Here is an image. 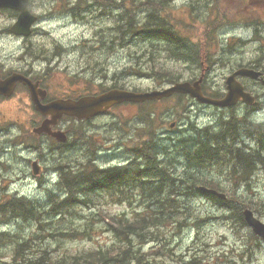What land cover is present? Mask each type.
Instances as JSON below:
<instances>
[{"label":"rangeland","instance_id":"1","mask_svg":"<svg viewBox=\"0 0 264 264\" xmlns=\"http://www.w3.org/2000/svg\"><path fill=\"white\" fill-rule=\"evenodd\" d=\"M38 2L39 3L34 1L32 7L33 10H37L36 14L41 17V21L34 26L36 33L31 38L28 48L24 50L28 61H43L44 58H48L61 63L62 66L70 65L79 68L84 62L89 61V73L98 75L100 70L105 72L106 69L111 68L109 64H107V58L114 57L113 53L115 50L117 56L127 57L125 61L128 62V65L124 66V71L121 76H130L132 72V64L137 62L139 65L138 48H136L135 51H132L129 47L124 49L122 45L114 41V38L112 41L101 40L98 27L105 24L107 19L105 16L102 17L98 13L97 5L83 6V12L80 15L83 17L73 15L60 16V12L56 15L46 17L44 15V10L50 8L59 10L64 14H70L71 10L62 7L63 3L60 1L57 4H53L52 0H39ZM191 4L192 1L189 0L188 10L185 9L186 6L183 0H179L178 2L174 1L171 5L169 4V6H172L173 9L176 10L174 15L177 17L182 29L189 35H194L195 40L198 39L200 36L199 34L216 36L212 33L215 27L212 24V18L210 17L212 15L210 14L209 9L221 17L222 24L234 22V27H237L236 31L243 35H248L252 31H256V27H260L264 30V0H209V2H205L206 5L204 2H200V11L196 12V14L190 18ZM114 6H117V3L108 5V7ZM224 19H227V22H224ZM8 23L6 16L0 15V28ZM191 23L193 24V27L191 26ZM261 33H263V31L258 32V34ZM257 40H259L258 43L264 42L263 37L260 35L257 37ZM255 44L256 43L253 42L247 47L248 54L250 55L248 56L249 59H251L252 56L256 57V52L259 50V44L258 46ZM200 45H202L204 49L213 47L212 44L207 42L205 37H202ZM13 47L14 46L9 43L8 38L4 36V33L0 29V58L5 54L12 53L14 51ZM121 49H123V51H120ZM72 51H74L73 53H75V55L72 54ZM139 52L142 55H147L141 49H139ZM211 53H214L213 49L211 50ZM261 61L264 62L263 59ZM141 65L151 67L152 63L150 65ZM139 67L140 66L135 70L138 79L130 78L127 81L122 80V85L133 87L139 91L164 87L161 80L156 79L155 77L153 78V76L145 77L140 74L138 76V72H140ZM164 67L181 70L185 75L182 80H189L192 76L190 69L186 65L176 64L171 61ZM222 70L224 71L226 68H220L219 71ZM178 74V72L175 73V76ZM220 77H223V75H220V72L213 75L214 80H218ZM57 79L63 80L65 83H69V81L73 80L72 78H68L67 75L58 76ZM83 82V80L77 79L75 84L78 85ZM215 83L216 82L214 81L211 82L212 88L216 85ZM252 86L255 87V84H252ZM256 91L258 92L259 98H263V93L258 90ZM191 105L189 99L180 97L154 103L151 106L154 115L151 125H145V128L142 126L137 127V134L134 139L139 140L140 144H143L146 142L143 137L147 134L149 129L153 128L157 133L163 130H170V124L172 121H176L180 127H185L183 132H186L191 121V115L195 114L190 111V107H192ZM137 112L138 109H134L131 106L114 108L107 120H98L94 127L95 129L100 128L98 126H101L103 122H108L110 117L113 119L114 113L118 114L119 117L116 121H113V123L125 124L131 119L135 120ZM225 113H230V111ZM204 114L205 113H202L201 115ZM183 117L187 121L185 125L183 121L180 120ZM168 118L171 120H168ZM204 119H206V116ZM36 121L37 116L30 108L28 98L22 92H18L16 97L0 103V155H3V159L0 161V174L6 177L5 183L7 184L8 189L9 187L19 189V194H26V192L32 190L37 178L30 174L25 175L20 171L25 168L26 163H29V160L25 158H41V154L44 152L40 146V138H37L32 133V126L35 125L34 123ZM72 127L76 128L73 123ZM110 127L115 128L116 125L111 123L109 128ZM82 139L83 138H77V140ZM102 140H104L103 135H101L100 142ZM23 156H25V158H23ZM260 168L264 169V165L263 167L260 166ZM45 183L44 178H42V185L44 187ZM261 186L264 187V183H261ZM40 188L41 184L36 187L37 192H40ZM44 190L45 188H43L41 192ZM114 204L115 203L113 202H108V205L103 203L102 206L107 210H111L113 213L122 210L123 207ZM29 217L33 216L30 215ZM205 230L208 232L205 233L206 237L204 238V241L209 245L213 243L216 237H220L221 241L217 242V245L222 249L228 246L225 242L230 238L237 242L240 241V235L238 232L230 233L224 226L209 225ZM201 233V228L199 230L195 229L194 231L195 235H198L203 239ZM180 235L181 234H179V236ZM103 239L108 241V236L104 234ZM164 240L167 242L168 238L164 236ZM194 241H189V245L193 246ZM187 253L188 252L185 251V254L179 257L184 258L187 256ZM166 263L181 264L179 261H170ZM185 264L189 263L186 262Z\"/></svg>","mask_w":264,"mask_h":264},{"label":"trees","instance_id":"2","mask_svg":"<svg viewBox=\"0 0 264 264\" xmlns=\"http://www.w3.org/2000/svg\"><path fill=\"white\" fill-rule=\"evenodd\" d=\"M198 1L193 7L195 11H199ZM160 2L148 0V3L161 7L166 6L164 1ZM211 15L215 14L211 12ZM177 23V21L174 22L173 18L168 20L165 17H159L144 23L143 27L145 30H141V32L149 31L160 38L163 42L164 54L171 55L181 49L184 60L204 68L205 65L196 60L197 50L188 43L190 35ZM215 42L219 46L222 45V40L219 37ZM223 129L226 135L225 140L223 135L220 136L218 133L210 131L213 137L207 143L205 142L207 130L202 131L200 136L204 139V146L199 149V152L192 149L186 152L188 159L187 171L169 188H144L139 193L121 194L113 193L111 188L104 190L108 193V196L116 197L122 203L131 204L135 202L145 207L144 212L135 211L130 216L120 215L113 221L111 230L114 234V240L123 236H129L134 240V235L143 240L150 238L154 234H148L146 230L157 228V225L178 223L183 220L182 215H184V219L189 218L190 221L201 225L211 223L229 224L231 226L230 232H240L241 242L245 245L251 237H254L251 233L252 231L248 230L245 225L243 211L251 209L253 212L255 211L258 217L264 220V189L256 186L259 181L264 180V172L260 168V166L263 167L264 165V155L260 153V149L253 148L248 150L247 154H244L240 149L234 148V156L231 155L232 158H229L221 150L225 148V142L229 140L236 141L241 137L240 133H237L233 138L229 137L227 130L232 132L241 129L250 130L251 132L264 135V126L257 125L255 120L245 117V121L241 122H236L235 119H226L223 122ZM186 139L189 144H192V140ZM243 139L244 137H242L241 141ZM241 141L235 144L245 150L241 146ZM90 177L87 174H78L76 180L84 181ZM202 188L214 189L218 194L225 195L226 198H220L217 195L206 192ZM183 195L189 197L185 202L179 199ZM49 198L52 202L51 204H41L35 209H25L23 211H20L23 208V199L14 198L9 200L10 204H16V206L12 208V216H9L6 221L12 223L14 217L23 215L26 224L37 223L45 228L42 223L45 217H53L62 213L70 215L79 212V209L91 206L90 200L79 198L75 191L69 192L63 200H58L54 194H49ZM197 198L202 199L201 201H206L209 207L202 211L195 208L194 200ZM17 212L19 213L16 215ZM30 215H33V217H29ZM83 222L88 223L90 221L85 220ZM60 226L68 227L67 224H60ZM7 235L8 233L1 234L2 237ZM116 248L117 246L114 244L105 248V250L91 253V256L95 258L97 255H101L99 262H96V264H114L117 259L114 260L112 258L115 255L113 252H115ZM136 255L135 251L131 249V259L135 258ZM108 257L110 258L107 259Z\"/></svg>","mask_w":264,"mask_h":264},{"label":"flooded vegetation","instance_id":"3","mask_svg":"<svg viewBox=\"0 0 264 264\" xmlns=\"http://www.w3.org/2000/svg\"><path fill=\"white\" fill-rule=\"evenodd\" d=\"M48 65L53 64L38 63L37 71L32 73L21 71L19 68H14L11 71L10 69H0V80L7 78L11 72L24 75L37 85L38 90L47 91V98L44 103H49L52 100L61 98V96H59L60 94L63 95L62 98L64 99H76L82 96L99 93L98 90H94L95 86L87 80H85L82 84L79 83L78 85L73 82L68 85L58 82L59 80L55 77V73L46 71ZM100 77H103L104 79L106 78L105 75H101ZM17 88L25 90L27 89V86L19 84Z\"/></svg>","mask_w":264,"mask_h":264},{"label":"water","instance_id":"4","mask_svg":"<svg viewBox=\"0 0 264 264\" xmlns=\"http://www.w3.org/2000/svg\"><path fill=\"white\" fill-rule=\"evenodd\" d=\"M6 3H13L14 1L16 0H4ZM24 18L25 17H21L20 18V24H23L25 23L24 21ZM232 79L233 77H231V79H229V82L231 84L230 88H233V85H232ZM263 83H264V79H263ZM229 88V89H230ZM199 89V88H198ZM237 93H241L243 91V89L241 87L237 88ZM174 91V89H171V90H168V91H165V92H153L151 94H140V95H135V94H129V93H124V94H120L118 97H120L121 99H132V100H145V99H148V98H156V97H161L163 95H170L172 92ZM202 100L204 101H210V100H207V99H204L202 98ZM246 100L248 102H251L252 101V98L247 95L246 96ZM211 102V101H210ZM211 103H218V102H211ZM235 101L233 103L229 102V99H226L224 101L221 102V104H234ZM246 220L247 222L249 223L250 226L254 227L255 230L258 232V233H261V234H264V227H263V224H261L258 220H256L252 213L247 211L246 212Z\"/></svg>","mask_w":264,"mask_h":264},{"label":"bare ground","instance_id":"5","mask_svg":"<svg viewBox=\"0 0 264 264\" xmlns=\"http://www.w3.org/2000/svg\"><path fill=\"white\" fill-rule=\"evenodd\" d=\"M33 216V215H32Z\"/></svg>","mask_w":264,"mask_h":264}]
</instances>
